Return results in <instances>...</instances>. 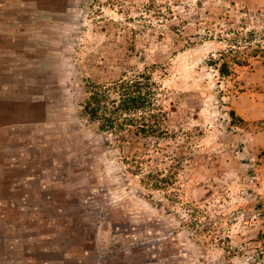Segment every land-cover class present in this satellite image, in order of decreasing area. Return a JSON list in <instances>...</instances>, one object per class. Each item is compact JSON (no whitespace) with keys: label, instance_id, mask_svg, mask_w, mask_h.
Segmentation results:
<instances>
[{"label":"rangeland","instance_id":"rangeland-1","mask_svg":"<svg viewBox=\"0 0 264 264\" xmlns=\"http://www.w3.org/2000/svg\"><path fill=\"white\" fill-rule=\"evenodd\" d=\"M139 76L154 109L120 112ZM261 251L264 0H0V264Z\"/></svg>","mask_w":264,"mask_h":264},{"label":"trees","instance_id":"trees-1","mask_svg":"<svg viewBox=\"0 0 264 264\" xmlns=\"http://www.w3.org/2000/svg\"><path fill=\"white\" fill-rule=\"evenodd\" d=\"M229 62H224L222 64V67L220 68V73L223 75H229L230 72L229 70H227L229 68ZM239 65H242V63H244L243 61L239 62ZM144 79H147L143 76H139V80L136 82H132V86L133 88H135V92H134V96L129 97V95H124L127 98L125 100H121V104H119V110H121L120 112H127V111H131L134 113L135 116H138V112H140L141 114L144 111H147L148 109L152 108L154 109V102H153V92L152 90H147L146 92H144V88L147 85H144L143 81ZM126 83H123L121 85H118L117 90H123L126 88L125 86ZM122 87V88H121ZM125 91V90H124ZM96 96H100L101 98L107 99L109 96V91H103L100 93H94L92 92V99L94 98V100L96 101L95 97ZM104 116L101 117V119L99 117L94 118V119H98L99 121H101L103 123V128H109V127H119V128H124L125 125H127V122H135L136 124H132L130 123V125L136 127L138 130H140L141 132L144 133H150V132H154V128L152 125H150L149 123L146 122V120L144 119V117H142L141 115L139 117H136L135 119H128V118H124L119 122L118 119H114V118H110L107 114V112L109 111L108 106H104ZM95 113H97V109L95 110ZM121 118H122V114L120 113ZM153 117V115L151 116ZM156 117V115L154 116ZM261 254L264 256V251H261Z\"/></svg>","mask_w":264,"mask_h":264}]
</instances>
